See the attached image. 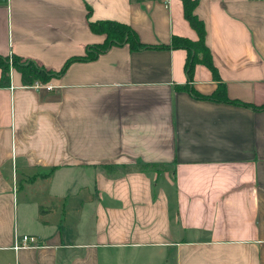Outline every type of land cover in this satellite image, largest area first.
<instances>
[{
    "label": "crops",
    "instance_id": "obj_1",
    "mask_svg": "<svg viewBox=\"0 0 264 264\" xmlns=\"http://www.w3.org/2000/svg\"><path fill=\"white\" fill-rule=\"evenodd\" d=\"M218 80L180 0H0V56L59 71L0 85V264H264V0H196ZM168 45V46H166ZM166 46V47H162ZM220 82L233 102L194 98ZM145 165L143 170L135 166ZM27 245L12 248L16 237Z\"/></svg>",
    "mask_w": 264,
    "mask_h": 264
},
{
    "label": "trees",
    "instance_id": "obj_2",
    "mask_svg": "<svg viewBox=\"0 0 264 264\" xmlns=\"http://www.w3.org/2000/svg\"><path fill=\"white\" fill-rule=\"evenodd\" d=\"M196 0H180L182 7V14L184 19L188 22L189 26L196 33L197 38L194 41H190L184 37L172 36L170 40V46L173 48H183L186 51V57L183 63L185 71V80L189 83L191 81V75L193 71V65L196 62L206 66L212 73L213 79L218 80L215 74L214 66L211 64L210 52L204 44V24L197 16L193 13L194 5ZM91 31L96 33H102L104 40L102 43L92 44L87 46L83 56L69 58L64 61L63 66L59 71H48L41 66L33 63L30 60L22 59L13 55L0 56V85H4L8 78V68L13 67L20 72L21 80L24 83H31L35 80L44 82L51 76H56L63 71L64 66L72 61L78 59H92L97 53L104 51L110 45H122L126 43L129 49H136L144 47L136 38L133 30L124 23H118L112 20H97L88 22ZM168 46V45H166ZM162 46V47H166ZM185 90L192 95L194 98L214 99L223 102H233L228 99L224 94L223 84L220 82L216 83L215 89L209 95L196 94L189 85H184ZM252 108H264V105L251 106ZM145 165L135 166V170H143ZM146 167V166H145Z\"/></svg>",
    "mask_w": 264,
    "mask_h": 264
},
{
    "label": "built area",
    "instance_id": "obj_3",
    "mask_svg": "<svg viewBox=\"0 0 264 264\" xmlns=\"http://www.w3.org/2000/svg\"><path fill=\"white\" fill-rule=\"evenodd\" d=\"M33 86L36 88H44L46 91H49L52 86L51 85H43L41 82L35 81L33 83ZM29 241L28 235H21L20 237H16L14 240V243L12 245V248L17 249L18 247H22L27 245V242Z\"/></svg>",
    "mask_w": 264,
    "mask_h": 264
}]
</instances>
